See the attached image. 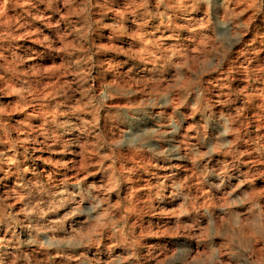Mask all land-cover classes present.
Wrapping results in <instances>:
<instances>
[{"label": "rangeland", "instance_id": "rangeland-1", "mask_svg": "<svg viewBox=\"0 0 264 264\" xmlns=\"http://www.w3.org/2000/svg\"><path fill=\"white\" fill-rule=\"evenodd\" d=\"M0 264H264V0H0Z\"/></svg>", "mask_w": 264, "mask_h": 264}]
</instances>
